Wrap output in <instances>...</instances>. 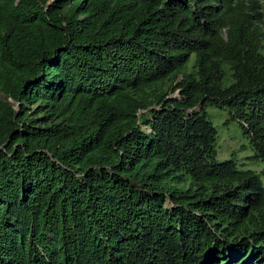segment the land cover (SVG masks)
<instances>
[{
    "label": "trees",
    "instance_id": "16d2710c",
    "mask_svg": "<svg viewBox=\"0 0 264 264\" xmlns=\"http://www.w3.org/2000/svg\"><path fill=\"white\" fill-rule=\"evenodd\" d=\"M208 107L264 160V0H0V264L264 262Z\"/></svg>",
    "mask_w": 264,
    "mask_h": 264
},
{
    "label": "rangeland",
    "instance_id": "374dc122",
    "mask_svg": "<svg viewBox=\"0 0 264 264\" xmlns=\"http://www.w3.org/2000/svg\"><path fill=\"white\" fill-rule=\"evenodd\" d=\"M192 58L194 60L195 56ZM227 84L229 83L227 82ZM175 96H178V94H175ZM207 112L218 132V160L224 162L234 159L240 169L261 174L264 171V160L252 159L255 153L251 138L245 134L239 122L231 120L227 111L216 107H208ZM261 264H264V262Z\"/></svg>",
    "mask_w": 264,
    "mask_h": 264
},
{
    "label": "water",
    "instance_id": "95a60500",
    "mask_svg": "<svg viewBox=\"0 0 264 264\" xmlns=\"http://www.w3.org/2000/svg\"><path fill=\"white\" fill-rule=\"evenodd\" d=\"M180 95L178 94V96H175V98L179 97Z\"/></svg>",
    "mask_w": 264,
    "mask_h": 264
}]
</instances>
